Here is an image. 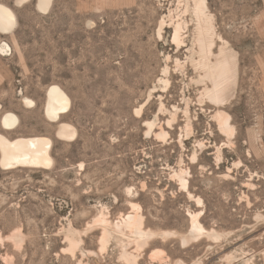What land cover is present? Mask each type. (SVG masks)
Masks as SVG:
<instances>
[{
	"label": "rangeland",
	"instance_id": "rangeland-1",
	"mask_svg": "<svg viewBox=\"0 0 264 264\" xmlns=\"http://www.w3.org/2000/svg\"><path fill=\"white\" fill-rule=\"evenodd\" d=\"M37 1L0 0V134L48 139L52 164H0V264H264V0H206L209 61L236 62L220 103L191 0Z\"/></svg>",
	"mask_w": 264,
	"mask_h": 264
},
{
	"label": "bare ground",
	"instance_id": "bare-ground-1",
	"mask_svg": "<svg viewBox=\"0 0 264 264\" xmlns=\"http://www.w3.org/2000/svg\"><path fill=\"white\" fill-rule=\"evenodd\" d=\"M24 1L27 0H15L16 5L21 4ZM191 1L193 2V12L197 20L195 39L201 58V62H199L206 71L205 78L211 82L210 84L212 86L210 90L206 91V94L213 102L220 103L221 99L223 98L222 95L226 90L227 85H229V83L227 84L228 80H230V78L235 75L236 62L229 61L228 58H225V55H223L225 49L223 48L220 49L219 54L214 56L213 62L209 61V56L212 55L211 49L214 44L213 37L216 36L211 23L212 17L207 13L208 10L206 6V0ZM51 2L52 0H38L37 7L41 11H47L51 5ZM15 25L16 17L13 11L0 4V32L2 34H9L12 32ZM160 31L161 30H159V32ZM180 31L181 24L177 23L174 27L173 34V41L176 43H179ZM5 48H7L6 44L0 45V51H4ZM26 103L31 104L32 102L26 100ZM69 104L70 100L68 96L59 87H51L48 91L45 109L46 116L50 120H58L60 115L67 111ZM218 119L226 131H231V128L228 125V116H225L224 113H219ZM16 121L17 118L12 113H6L2 120L3 126L6 129H13ZM57 135L65 139H72L75 136V129L69 124H61L58 128ZM49 149L50 141L43 137L17 138L14 140H8L0 134V164L4 167L14 168L19 166H50L52 164V158L50 156ZM179 177L181 178V175ZM183 184L184 187H187L188 182L185 180L183 181ZM197 214L191 216V232L198 235L200 232L204 231V229L198 222L199 215L202 213L197 212ZM129 218L132 219L131 216H129ZM136 225H140L139 221L136 222ZM108 235L105 234L106 237Z\"/></svg>",
	"mask_w": 264,
	"mask_h": 264
}]
</instances>
